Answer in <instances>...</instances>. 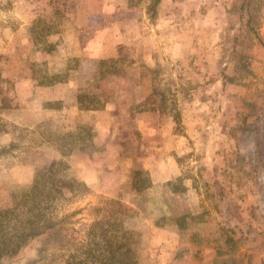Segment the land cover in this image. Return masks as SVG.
<instances>
[{
  "label": "rangeland",
  "instance_id": "374dc122",
  "mask_svg": "<svg viewBox=\"0 0 264 264\" xmlns=\"http://www.w3.org/2000/svg\"><path fill=\"white\" fill-rule=\"evenodd\" d=\"M258 5L0 0V244L23 210L67 216L75 242L101 220L136 264H264ZM145 111L148 128L134 121ZM37 169L51 176L28 210ZM40 240L2 264L36 258Z\"/></svg>",
  "mask_w": 264,
  "mask_h": 264
},
{
  "label": "trees",
  "instance_id": "16d2710c",
  "mask_svg": "<svg viewBox=\"0 0 264 264\" xmlns=\"http://www.w3.org/2000/svg\"><path fill=\"white\" fill-rule=\"evenodd\" d=\"M252 1L255 4L258 3V6H260L263 0H247V3L250 4ZM253 15L254 14L249 9V19ZM44 175L51 176V174L37 169L35 174L37 180L27 187L22 194L21 199L23 205L28 210H32L37 203V195L33 196L32 189L34 187L38 188L39 184L37 181ZM50 183L51 181H47V183L43 185L44 190L49 188ZM77 184L83 189H87L84 183ZM74 193L77 192L75 191ZM81 194H84V192ZM106 202L110 204L105 205V208L108 209V213H110L111 216H116V209L120 211V207L113 200H108ZM96 208L104 210L103 206ZM23 215L25 217H23ZM66 218L67 216L54 220L49 218L41 224H34L33 222H28V215L25 211L23 212V210H21L17 213V219H21L19 222H24L25 227L23 230L16 232V234L9 232V230L4 233L2 237L6 242L0 244V264H2L3 260L14 256L19 251L21 242L24 243L36 237L41 239L40 246L37 248V256L29 260L26 264H136L133 260L130 262L128 261L132 253L130 245L120 240L113 241L112 237H116V233L112 232V230L109 231L101 227L98 231V226H102L101 220H96L90 224L87 230L88 241L84 243L82 239L78 242L72 239L74 236L73 232L76 231L67 226ZM124 232L127 233V231ZM10 233H12V235ZM14 238H19V240L13 243L12 240Z\"/></svg>",
  "mask_w": 264,
  "mask_h": 264
},
{
  "label": "crops",
  "instance_id": "0c3cea01",
  "mask_svg": "<svg viewBox=\"0 0 264 264\" xmlns=\"http://www.w3.org/2000/svg\"><path fill=\"white\" fill-rule=\"evenodd\" d=\"M152 117L153 114L148 111L140 112L135 114L134 121L137 122L140 125V127L148 128L149 126L148 123Z\"/></svg>",
  "mask_w": 264,
  "mask_h": 264
}]
</instances>
